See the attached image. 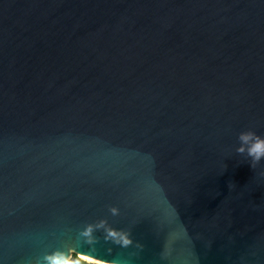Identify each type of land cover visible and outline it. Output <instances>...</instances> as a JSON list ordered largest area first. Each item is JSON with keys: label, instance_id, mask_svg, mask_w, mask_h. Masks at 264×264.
I'll list each match as a JSON object with an SVG mask.
<instances>
[{"label": "water", "instance_id": "1", "mask_svg": "<svg viewBox=\"0 0 264 264\" xmlns=\"http://www.w3.org/2000/svg\"><path fill=\"white\" fill-rule=\"evenodd\" d=\"M244 132L264 0H0V264H264Z\"/></svg>", "mask_w": 264, "mask_h": 264}, {"label": "clouds", "instance_id": "2", "mask_svg": "<svg viewBox=\"0 0 264 264\" xmlns=\"http://www.w3.org/2000/svg\"><path fill=\"white\" fill-rule=\"evenodd\" d=\"M239 139L242 142V146L238 148L237 151L240 153L247 151L248 156H250L253 161L251 166L254 167L255 164L259 163V161L264 158V138H261L253 132H244L240 134ZM243 145H248L247 149H245ZM112 212L113 214H116L117 209L113 208ZM103 223L104 222H101V225L99 226H103ZM92 232L93 227L89 225L82 233V235L89 238L87 241L89 245H92L94 242ZM104 238L105 240H112L115 244L122 247H128L133 244L129 233L112 228L106 229V235ZM137 247H141V245L137 244ZM70 251L71 250H68L67 252L58 251L46 256V264H73V261L70 258ZM88 260L89 264H100V261L91 254H88ZM103 264H108V261H104Z\"/></svg>", "mask_w": 264, "mask_h": 264}, {"label": "trees", "instance_id": "3", "mask_svg": "<svg viewBox=\"0 0 264 264\" xmlns=\"http://www.w3.org/2000/svg\"><path fill=\"white\" fill-rule=\"evenodd\" d=\"M71 260L73 261V264H89L76 254H73Z\"/></svg>", "mask_w": 264, "mask_h": 264}, {"label": "bare ground", "instance_id": "4", "mask_svg": "<svg viewBox=\"0 0 264 264\" xmlns=\"http://www.w3.org/2000/svg\"><path fill=\"white\" fill-rule=\"evenodd\" d=\"M83 259L88 260V257H83ZM89 261V260H88Z\"/></svg>", "mask_w": 264, "mask_h": 264}, {"label": "rangeland", "instance_id": "5", "mask_svg": "<svg viewBox=\"0 0 264 264\" xmlns=\"http://www.w3.org/2000/svg\"><path fill=\"white\" fill-rule=\"evenodd\" d=\"M83 260L89 263V261H88V260H85V259H83ZM100 264H103V263H100Z\"/></svg>", "mask_w": 264, "mask_h": 264}]
</instances>
